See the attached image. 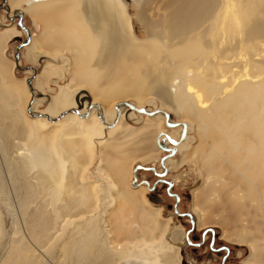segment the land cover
I'll return each instance as SVG.
<instances>
[{"label": "bare ground", "instance_id": "6f19581e", "mask_svg": "<svg viewBox=\"0 0 264 264\" xmlns=\"http://www.w3.org/2000/svg\"><path fill=\"white\" fill-rule=\"evenodd\" d=\"M7 11L39 31L30 61L62 64L29 69L33 89L6 55L21 32L0 33V264H182L186 232L133 180L136 161L174 145L196 176L198 227L264 264V0H8ZM67 73L66 86L52 79ZM83 87L94 102L79 111ZM166 111L177 140L163 135Z\"/></svg>", "mask_w": 264, "mask_h": 264}, {"label": "rangeland", "instance_id": "374dc122", "mask_svg": "<svg viewBox=\"0 0 264 264\" xmlns=\"http://www.w3.org/2000/svg\"><path fill=\"white\" fill-rule=\"evenodd\" d=\"M8 0H0V33L6 29V26L13 25L21 35L13 39L6 53L8 60L16 64V75L19 79H28V84L34 89V81L36 76L29 73V69H34L36 74L44 70L48 63H54L58 66L62 64V59L56 61L48 57H38L34 61H30L28 53V45L30 44L29 36L33 37L39 33L33 21L25 14L17 18H11L7 11ZM22 17V18H21ZM21 64V66L19 65ZM20 66V67H19ZM69 74H66L64 80L60 81L53 77V81L59 82L60 86H66L69 82ZM81 92H86V97L80 94L78 101L79 111L84 110L86 102H89L91 108L94 99L85 87L80 88ZM59 93V86L51 84L50 87L44 86L39 89L36 94L37 99L42 101L38 105V112L44 114L47 110H51L50 103L53 97ZM89 95V96H88ZM99 106H103L102 103ZM146 106V107H145ZM144 108L149 109L150 106L145 104ZM73 106H68L65 110L68 112ZM161 106L154 108L160 110ZM98 113V112H97ZM168 119L173 122L172 125L164 124L163 135L172 137V140H177L178 119L173 111H166ZM66 118V117H65ZM65 118H59L64 122ZM43 121H48L43 118ZM175 121V122H174ZM100 122H102L100 120ZM134 127L139 125L132 124ZM171 139V138H170ZM174 148V149H173ZM170 150L160 151L159 159L154 160L150 156L143 160H138L134 163V182L138 184L147 183L145 186L146 206L152 209L159 210L162 218L165 220H173L178 222L184 229L187 235V244L182 248V264H245L244 259L249 256L248 248H241L236 245H231L224 241L221 229L210 226L204 230L197 225V217H194V197L198 192L196 176L190 177V171L187 165L181 163L182 156L178 145H174ZM171 159L170 163L165 166L164 160ZM97 160V159H96ZM91 167L90 171L94 173L96 178H93L98 185L100 195L104 197L107 193L104 188L109 184L108 179L101 177L95 173L96 164ZM177 167V168H176ZM139 168V169H138ZM103 181H102V179ZM97 179V180H96ZM108 183H106V182ZM105 185V186H104Z\"/></svg>", "mask_w": 264, "mask_h": 264}, {"label": "water", "instance_id": "95a60500", "mask_svg": "<svg viewBox=\"0 0 264 264\" xmlns=\"http://www.w3.org/2000/svg\"><path fill=\"white\" fill-rule=\"evenodd\" d=\"M139 169V168H138Z\"/></svg>", "mask_w": 264, "mask_h": 264}]
</instances>
